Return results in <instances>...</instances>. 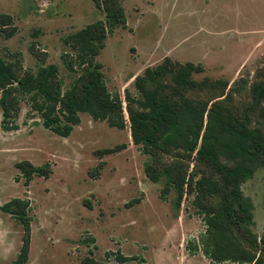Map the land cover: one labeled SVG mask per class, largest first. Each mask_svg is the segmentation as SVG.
Masks as SVG:
<instances>
[{"label": "rangeland", "instance_id": "374dc122", "mask_svg": "<svg viewBox=\"0 0 264 264\" xmlns=\"http://www.w3.org/2000/svg\"><path fill=\"white\" fill-rule=\"evenodd\" d=\"M120 1L127 24L114 29L96 60L103 65L109 90L123 100L126 127H110L81 113V123L63 138L45 129L24 99L17 118L20 129L5 132L0 111V207L14 198L30 201L27 264H81L90 253L101 263L114 264L115 257L107 254L117 250L133 257L126 264H217L202 251L187 250L190 244L199 245L205 218L194 205V194L185 192L178 203L175 177L160 165L183 166L193 179L212 169L197 163L196 153L183 159L178 150L158 160L143 154L132 140L125 91L140 98L135 77L165 57L201 64L204 72L192 76L197 81L224 79L231 87L241 77L255 80L264 70V0ZM0 14L12 16L18 29L11 38L0 37V57L20 58L24 69L34 73L40 66L56 65L63 92L80 74L63 64L62 54L72 52L65 39L105 21L94 0H0ZM32 45L40 58L31 52ZM190 95L207 101L213 92ZM232 99L229 107L242 110L248 93ZM24 161L49 164L52 172L48 178L34 176L26 186L18 168ZM147 166L159 172L156 182L147 176ZM167 186L170 191L162 198ZM242 191L253 205L250 228L263 237L264 167ZM23 236L21 224L0 210V264H12Z\"/></svg>", "mask_w": 264, "mask_h": 264}, {"label": "trees", "instance_id": "16d2710c", "mask_svg": "<svg viewBox=\"0 0 264 264\" xmlns=\"http://www.w3.org/2000/svg\"><path fill=\"white\" fill-rule=\"evenodd\" d=\"M105 13V21H97L69 35L65 41L72 52L63 53L65 67L75 73L80 70L70 88L63 92L56 65L40 66L34 73L23 67L22 60L8 61L0 57L1 128L5 132L18 131L17 122L21 102L26 99L31 111L37 113L45 129L68 138L81 123V113L95 121H106L110 127L124 129L126 119L119 93L109 90L96 60L114 29L125 27L127 16L120 0H94ZM12 16L0 14V37L11 38L17 32ZM31 52L37 58L41 55ZM204 72L201 64L181 63L170 57L145 69L134 79L140 98L125 91L133 143L145 155L168 156L183 151V159L192 158L212 169L198 179L184 170L161 163L164 172L173 174L178 190V203L184 193L194 194V205L205 218L206 229L199 245L190 244L191 254L202 251L213 263L264 264V236L250 228L253 224V205L243 195L242 185L256 171L264 167V70L255 80L241 77L231 87L224 79L205 77L201 81L192 76ZM212 91L207 101L194 100L190 94ZM248 93V103L242 110L229 107L233 95ZM122 146H118L119 150ZM111 151L104 150L103 154ZM28 186L34 176L48 178L49 164L35 166L29 161L18 164ZM152 181L159 172L145 168ZM167 186L161 192L169 193ZM216 199V202L213 201ZM0 210L12 216L24 230L22 246L12 264H27L30 253L32 208L28 199L14 198ZM200 246V247H199ZM114 264H126L133 257L120 250L109 252ZM81 264H104L90 253Z\"/></svg>", "mask_w": 264, "mask_h": 264}]
</instances>
